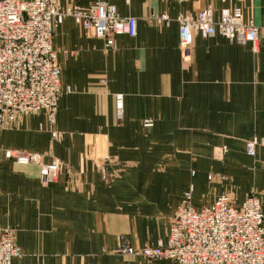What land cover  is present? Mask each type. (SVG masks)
<instances>
[{
	"label": "crops",
	"instance_id": "0c3cea01",
	"mask_svg": "<svg viewBox=\"0 0 264 264\" xmlns=\"http://www.w3.org/2000/svg\"><path fill=\"white\" fill-rule=\"evenodd\" d=\"M94 2L135 18L136 36H118L106 50L66 18L53 48L61 87L73 92L60 98L52 124L40 112L0 130V226L14 230L22 252L13 264H170L100 253L118 247L119 233L131 247L165 243L184 192L193 187L195 208L210 203L220 185L207 176L219 170L236 203L263 193L264 213V146L254 157L245 150L264 140V0H59L63 8ZM208 5L215 18L240 8L260 28L256 49L195 35L181 51L177 17ZM163 14L168 22L155 23ZM8 150L58 158L56 180L43 186L38 168L12 163Z\"/></svg>",
	"mask_w": 264,
	"mask_h": 264
},
{
	"label": "built area",
	"instance_id": "2783aa9c",
	"mask_svg": "<svg viewBox=\"0 0 264 264\" xmlns=\"http://www.w3.org/2000/svg\"><path fill=\"white\" fill-rule=\"evenodd\" d=\"M124 2L128 6L132 0ZM66 18L77 22L87 36L102 40L106 50L114 47L116 37L133 38L137 33L135 18L120 17L116 8L105 2L63 8L59 0H0V130L13 122L16 114L27 112L40 89H47L41 110L53 123L60 97L70 93V88L61 87L57 52L53 48L55 31ZM154 19L157 24L168 22L165 14ZM177 24L181 51L191 46L195 35L220 36L230 44H249L253 49L259 43L260 28L253 20H247L240 8L222 9L215 18L208 5L195 16L179 15ZM24 95L27 96L23 98ZM116 111L121 118V95L116 96ZM51 135L54 137V132ZM255 145L256 142L246 143L248 156H255ZM6 156L37 164L42 161L37 154L13 150L7 151ZM58 168L57 160L43 166L41 181L51 183ZM190 200L188 193L169 219L167 242L158 248L144 249L139 255L172 264H264V213L258 196H248L238 206L221 196L198 210ZM17 256L13 238L0 227V264H12Z\"/></svg>",
	"mask_w": 264,
	"mask_h": 264
},
{
	"label": "rangeland",
	"instance_id": "374dc122",
	"mask_svg": "<svg viewBox=\"0 0 264 264\" xmlns=\"http://www.w3.org/2000/svg\"><path fill=\"white\" fill-rule=\"evenodd\" d=\"M235 8V7H234ZM237 8V7H236ZM264 27V26H263ZM105 48V47H104ZM37 92H39V97L36 99V101H34L33 103H30L29 106H27V112L23 113V112H20L18 114L15 115V118H14V121L13 122H8L7 123V126H5V128L3 129H16L19 124H20V121L22 118H24L25 116H32V115H35V114H38L40 112H44V110H41L42 109V106H44L45 104V94L47 92V89H40L38 90ZM73 90L70 89V93H72ZM70 93H67V94H70ZM27 95H24L23 98H25ZM63 96V95H62ZM61 96V97H62ZM117 96V95H116ZM116 96H115V99H114V102H115V108H116ZM60 97V98H61ZM60 100V99H59ZM123 108V106H122ZM45 113V112H44ZM46 114V113H45ZM122 116V115H121ZM122 119L119 118V121ZM143 126L145 128H151L153 126L152 122L151 121H144L143 122ZM1 129V130H3ZM54 137H52L54 140H58L61 138L60 134H58L57 132H54ZM247 142H256V145H255V155H256V149L257 147H263L264 146V140H258L256 138L254 139H251L249 141H246L245 142V146H246V143ZM10 151V150H8ZM7 152V151H6ZM4 152V157H5V153ZM18 152H21V151H18ZM23 154H26L28 152H22ZM28 154H34V153H28ZM41 157L42 161H40L38 164L37 162H34V161H30V162H27L25 159L23 158H18V157H5L7 160L11 161L12 163L14 164H17V165H33V166H36L38 168V178H39V181L40 183L43 185V186H47L48 184H44L42 181H41V178H40V174H41V169L43 168V166H45L46 164H50L54 161H59V167H60V160L58 158H55V157H51V160H50V163H44L43 162V156L40 155V154H37ZM27 162V163H25ZM45 164V165H44ZM226 172V170H219V171H216L215 173L213 172H210V174L207 176V181L209 184H218L220 185V190H218L219 192H216L215 196L212 201L210 203H207L205 204L204 206H207L209 204H211L213 202L214 199L216 198H219L221 196H225V197H228L232 204L238 206L239 204L236 203L233 198H232V194L230 192H225L226 190H229V187H230V179H228V176L226 177V175H224V173ZM59 174V168H58V172H57V175H56V178ZM105 172H104V178H107V176L105 177ZM237 175V174H236ZM231 177V176H230ZM54 177V180L51 181V182H54L55 179ZM137 186V185H136ZM135 186V187H136ZM134 187V186H133ZM139 187V186H138ZM136 187V188H138ZM188 193H191V200H190V204L193 206L192 204V198H193V187L190 185L189 188L184 192L183 196H182V201L181 203L183 202V199H184V196ZM258 196L262 202V198H263V193L259 192V191H255V189H253V191H251L248 195V196ZM246 197V198H247ZM180 203V204H181ZM202 206V207H204ZM200 207V208H202ZM195 208V207H194ZM200 208H195V209H200ZM262 208V206H261ZM171 217H169L167 219V224L169 226V219ZM2 229L6 230L7 232L10 233L11 237L13 238V241H14V244H15V248L18 250V256L15 257L13 260H12V264L14 263V261L16 260H19L21 257H22V252L20 250V248L18 247V245L16 244V241H15V235H14V230L12 229H8V228H4L2 226H0ZM167 230H168V227H167ZM126 233H119L118 234V247L116 248H113V249H102L100 255L105 257L106 259L110 260V261H113V258H119L121 260L123 259H129L128 261L130 260H133V259H140V261L142 263H148V262H168L170 264H172L170 261H166V260H160V259H156V258H153V259H150V258H145L140 254V252L144 249H150V248H158L159 245H164L166 242H167V239H166V242L165 243H162V242H158L156 243L155 245H149V246H145V247H140V246H135V247H131L127 238H126ZM168 235V234H167Z\"/></svg>",
	"mask_w": 264,
	"mask_h": 264
}]
</instances>
